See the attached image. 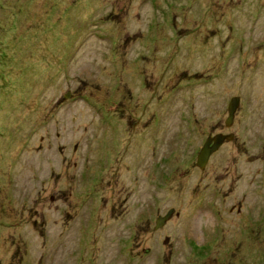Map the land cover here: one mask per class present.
Returning <instances> with one entry per match:
<instances>
[{"label":"rangeland","instance_id":"1","mask_svg":"<svg viewBox=\"0 0 264 264\" xmlns=\"http://www.w3.org/2000/svg\"><path fill=\"white\" fill-rule=\"evenodd\" d=\"M0 264H264V0H0Z\"/></svg>","mask_w":264,"mask_h":264},{"label":"water","instance_id":"2","mask_svg":"<svg viewBox=\"0 0 264 264\" xmlns=\"http://www.w3.org/2000/svg\"><path fill=\"white\" fill-rule=\"evenodd\" d=\"M239 105V98L235 97L232 98L229 105H228V117L225 122V126L229 128L232 123L233 119L236 113V110ZM234 135L233 134H216L213 137H208L206 142L203 144L201 149L198 152L197 158H196V166L200 169L203 170L208 162L209 157L217 152L220 147L225 143V142H230L233 139ZM172 212L169 213L168 215H165L163 217H159L156 221L155 229L161 228L167 219L171 216Z\"/></svg>","mask_w":264,"mask_h":264}]
</instances>
